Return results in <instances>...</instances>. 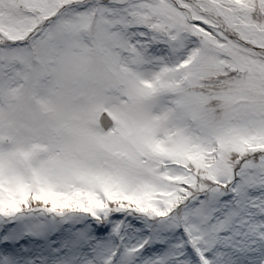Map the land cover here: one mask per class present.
Segmentation results:
<instances>
[{
	"label": "snow or ice",
	"instance_id": "1",
	"mask_svg": "<svg viewBox=\"0 0 264 264\" xmlns=\"http://www.w3.org/2000/svg\"><path fill=\"white\" fill-rule=\"evenodd\" d=\"M0 264H264V0H0Z\"/></svg>",
	"mask_w": 264,
	"mask_h": 264
}]
</instances>
